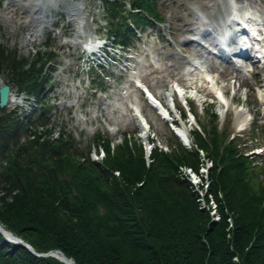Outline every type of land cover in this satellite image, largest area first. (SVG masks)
Masks as SVG:
<instances>
[{
    "label": "trees",
    "instance_id": "trees-1",
    "mask_svg": "<svg viewBox=\"0 0 264 264\" xmlns=\"http://www.w3.org/2000/svg\"><path fill=\"white\" fill-rule=\"evenodd\" d=\"M157 2L100 0L114 43L127 47L145 26L163 24ZM54 56L37 51L19 57L0 44V73L41 105L26 124L15 110L0 108L4 230L38 254L60 251L75 264H264V166L246 156L236 140L225 139L216 113L208 126L191 131L190 148L170 132L169 151L154 146L148 160L134 136L124 134L112 149L109 138L96 134L91 143L105 156L93 161L70 134L51 141L32 131L49 121ZM198 150L213 162L203 199L216 202L218 222L178 172L179 166L198 171ZM0 264L64 263L36 256L0 233Z\"/></svg>",
    "mask_w": 264,
    "mask_h": 264
},
{
    "label": "rangeland",
    "instance_id": "rangeland-1",
    "mask_svg": "<svg viewBox=\"0 0 264 264\" xmlns=\"http://www.w3.org/2000/svg\"><path fill=\"white\" fill-rule=\"evenodd\" d=\"M157 12L164 23L145 26L138 39L121 48L107 34L100 0H0V44L19 57L31 58L37 51L55 55L50 62L54 68L49 82L50 119L93 158L91 142L96 134L109 138L112 146L121 144L124 134L134 136L147 160L151 146L168 149L170 132L176 136L174 126L192 146L191 131L200 124L208 126L211 113H216L225 139L236 140L246 156L264 166V64L254 58L229 54L223 59L213 54L217 38L239 36L231 20L240 19L248 27L255 20L264 22V0H158ZM87 39L99 46L87 48ZM227 44L231 51L235 44ZM90 49L98 55L86 62ZM213 64L218 67L212 69ZM226 64L239 68L245 82L225 69ZM3 83L9 86L10 99L2 109L15 110L26 124L21 115L30 111L27 94L0 73ZM136 84L148 90L170 118L164 119L162 110L151 107ZM174 88L185 93V101ZM33 102L37 103L35 97L31 106ZM191 112L196 115L193 120ZM138 121L144 123L142 129ZM199 172L203 176L186 173L193 190L204 194L210 179L206 168Z\"/></svg>",
    "mask_w": 264,
    "mask_h": 264
},
{
    "label": "bare ground",
    "instance_id": "bare-ground-1",
    "mask_svg": "<svg viewBox=\"0 0 264 264\" xmlns=\"http://www.w3.org/2000/svg\"><path fill=\"white\" fill-rule=\"evenodd\" d=\"M240 24H237V26H233V30H235V29H237V28H239L240 26H239ZM253 27H255V26H253ZM250 32L253 30V28L252 27H250L249 29H248ZM228 37H229V35H227ZM223 37V38H225L224 39V43H223V47L225 48L226 46H224V44H226V45H228L227 43L228 42H232L231 41V38L229 37ZM226 39H228L227 41H226ZM92 40H89V39H87V46H94L93 48H95V47H97L98 45H97V43H95V45L93 44V42H91ZM92 48V49H93ZM223 48V49H224ZM232 49V48H231ZM226 50V49H225ZM240 51H241V49H237V50H234L233 52L234 53H237V54H239L240 53ZM216 56V55H215ZM218 66H216V65H212L211 66V68L212 69H216ZM225 69H227V70H229V71H231V73H234L235 75H234V77L236 78V79H238V80H240L241 82L243 81V83L245 82L243 79H242V77L240 76V74H241V70L239 69V68H236V67H234V66H232V65H227L226 64V66H225ZM149 94H150V92H149ZM154 98V97H153ZM32 99V98H31ZM31 99H30V102H31ZM30 102H29V107H30V110L32 109V107L33 106H35V103L33 102L32 103V106H31V104H30ZM160 110H161V108H159ZM41 130H42V128H41ZM58 135V132H56L55 133V136H57ZM190 172H191V170H189ZM199 198H198V201H199V203H200V207H205V208H209V213H210V215H211V217H212V220H214V221H219V219H220V216L218 215V212H217V207H216V204H214L215 205V211H214V213H211L212 212V209H213V205H211V201L213 200L212 198H211V196H210V202H209V205H206V203L204 202V199L202 198V195L203 194H201V193H199ZM213 202V201H212ZM228 222H229V225L231 226V222H230V220H228ZM0 228H1V226H0ZM55 256L57 257V258H59V259H61V260H65L64 259V257H63V255H61L60 253H55ZM64 262H68V261H64ZM68 264H71L70 262H68Z\"/></svg>",
    "mask_w": 264,
    "mask_h": 264
},
{
    "label": "water",
    "instance_id": "water-1",
    "mask_svg": "<svg viewBox=\"0 0 264 264\" xmlns=\"http://www.w3.org/2000/svg\"><path fill=\"white\" fill-rule=\"evenodd\" d=\"M8 92H9V86L6 84H3L0 86V108H3L6 106L7 101H8ZM0 233L2 234V236L14 243V244H18L26 249H28L30 252H32L33 254H35L36 256H41V257H54L55 259L59 260L60 262L64 263V264H68V262H70L71 264H75L71 259L66 258L60 251H50L48 253H36L33 251V249L24 241H22L20 238L12 235L9 231L4 230L2 227L0 228ZM55 253H60L61 255H63L65 260H61L59 258H57L55 256ZM64 261H68V262H64Z\"/></svg>",
    "mask_w": 264,
    "mask_h": 264
}]
</instances>
